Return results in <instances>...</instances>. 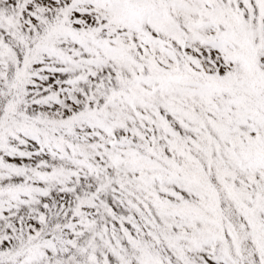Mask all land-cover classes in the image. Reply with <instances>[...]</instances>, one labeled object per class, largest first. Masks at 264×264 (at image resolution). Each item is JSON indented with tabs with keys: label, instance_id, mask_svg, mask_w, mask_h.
<instances>
[{
	"label": "snow or ice",
	"instance_id": "1",
	"mask_svg": "<svg viewBox=\"0 0 264 264\" xmlns=\"http://www.w3.org/2000/svg\"><path fill=\"white\" fill-rule=\"evenodd\" d=\"M0 264H264V0H0Z\"/></svg>",
	"mask_w": 264,
	"mask_h": 264
}]
</instances>
